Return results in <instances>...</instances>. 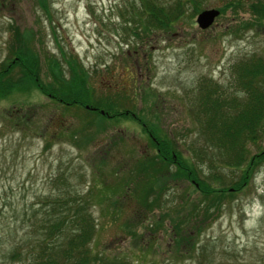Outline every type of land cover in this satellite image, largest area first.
<instances>
[{"label": "rangeland", "instance_id": "obj_1", "mask_svg": "<svg viewBox=\"0 0 264 264\" xmlns=\"http://www.w3.org/2000/svg\"><path fill=\"white\" fill-rule=\"evenodd\" d=\"M197 1L194 10L187 0L168 27H136L133 34L127 0H47V12L34 0H0V66L10 56L13 28H28L42 82L51 81L52 59L65 76L72 62L81 65L97 106L154 116L183 159L203 162L198 178L215 191L203 194L163 170L157 175L160 190L144 201L153 208L127 230L124 224L139 208L129 169L156 153L141 126L117 116L95 129L96 117L82 107L63 108L33 86L14 90L0 97V264H32L37 233L49 216L41 205L62 191L88 194L83 204L96 225L89 242L94 253L140 264H264V159L241 180L249 158L264 150V136L246 141L243 161L226 167L217 148L211 155L203 142L192 107L198 90L210 83L225 94L240 93L233 70L246 58L264 59V16L226 6L228 0ZM208 8L219 14L200 29L195 17ZM11 74L17 76V69ZM84 128L90 138L76 135L73 141ZM199 146L205 150L200 158L190 150ZM116 189L123 196L112 195ZM110 196L120 201L114 204ZM204 206L208 218L189 215ZM177 224L181 237L173 229Z\"/></svg>", "mask_w": 264, "mask_h": 264}, {"label": "trees", "instance_id": "obj_2", "mask_svg": "<svg viewBox=\"0 0 264 264\" xmlns=\"http://www.w3.org/2000/svg\"><path fill=\"white\" fill-rule=\"evenodd\" d=\"M186 1L171 0L169 3L160 0H127V7L131 9L130 21L133 23L129 29L135 34L136 27H141L143 32L166 28L183 14ZM189 1L193 3V9L197 10L200 3L197 0ZM34 2L39 9L47 12V0H34ZM226 6L249 9L251 13L257 16H264V0H255V3L253 0H228ZM219 8L223 11L225 5ZM28 30V28H23L19 31L16 27L12 30L10 56L0 66L1 98L14 90H30L33 86L63 108L82 107L86 113L94 114L96 117L95 129L100 125L97 122L108 121L117 116L132 117L141 126L142 132L148 135L149 142L155 148L154 157L138 158L134 161L133 167L129 169L128 176L131 175L132 177L129 179L134 184L135 189L133 191L139 204L137 206L140 209L135 208L132 219L124 224L127 230L131 231L128 226L143 223L147 213L153 208L151 200L149 205L144 201L149 197V192L160 190L157 186V175L163 170L171 178L176 176L186 178L203 194L215 192L204 182V179L198 178V173L201 171L200 165L203 162L199 159L191 163L187 159H183L181 152L174 144L175 141L161 134L162 130L157 121L154 122V116H149L147 119L138 118L127 108L113 111L111 108L97 106L91 100L90 88L87 86L85 71L81 65L72 62L71 66H68L70 72L67 73L68 76H65L60 69V63L52 59L48 64L52 74L51 81L42 82L38 77V57L29 46L31 37ZM55 67L57 71H55ZM13 68L17 69V76L11 74ZM233 76L236 85L242 88H239L240 93L238 95L234 91L233 94H225L223 90L220 92L214 82L206 88L199 89L192 104L193 116L199 122L202 134L206 135V140L203 142L211 147V155H213L214 148H217V158L220 156V161L226 167L236 166L243 161L246 141L256 142L264 136L263 57L255 56L237 62ZM202 81L207 80L203 79ZM86 130V128L79 131L77 129L78 133L76 132L72 140L76 139V135L81 136L82 134H84L82 137L88 140L91 134L85 133ZM190 150L196 151L199 158L201 157L200 152H205L200 146L198 149L190 148ZM263 159L264 150L249 158L247 168L244 169L241 176L243 183L248 177V168L258 166ZM232 186L233 189L239 188V185L235 183ZM113 190L110 191L112 195L120 194V197L123 196L119 189ZM138 190L141 194H138ZM62 192L65 194L59 193L49 198V203L46 202L41 205L44 208L43 212L48 211L49 216L40 226L39 234L37 233L40 237H36L38 239L34 245L35 255L32 264H140L138 261L107 256L102 251L92 252L89 242L96 225L90 213L89 205L83 204L88 194L82 197H78V195L73 197L68 195L70 191ZM110 197L113 198L112 202L116 204V196ZM208 209V206L200 209L193 208L189 215L195 219L198 216L206 219L209 216ZM173 229L178 233L182 230L178 224L173 226ZM178 237H181L180 233ZM186 238L188 241L191 240L188 236ZM147 264L171 263L149 262Z\"/></svg>", "mask_w": 264, "mask_h": 264}, {"label": "water", "instance_id": "obj_3", "mask_svg": "<svg viewBox=\"0 0 264 264\" xmlns=\"http://www.w3.org/2000/svg\"><path fill=\"white\" fill-rule=\"evenodd\" d=\"M219 14L218 9L215 8H208V9H204L200 12H198V14L195 17V21L197 26L200 29H204L206 27H208L213 19ZM102 113V111H100Z\"/></svg>", "mask_w": 264, "mask_h": 264}]
</instances>
